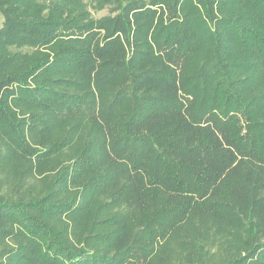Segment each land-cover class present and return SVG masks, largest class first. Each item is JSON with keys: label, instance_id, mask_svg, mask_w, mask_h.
<instances>
[{"label": "trees", "instance_id": "16d2710c", "mask_svg": "<svg viewBox=\"0 0 264 264\" xmlns=\"http://www.w3.org/2000/svg\"><path fill=\"white\" fill-rule=\"evenodd\" d=\"M41 2L0 0V264H264V0Z\"/></svg>", "mask_w": 264, "mask_h": 264}, {"label": "rangeland", "instance_id": "374dc122", "mask_svg": "<svg viewBox=\"0 0 264 264\" xmlns=\"http://www.w3.org/2000/svg\"><path fill=\"white\" fill-rule=\"evenodd\" d=\"M49 1H51V0H40L41 3H45V4H48ZM81 1L86 5V11H87V13L89 15H91L92 17L98 18V17H101L103 15L111 14V12L108 11V10H104L102 12L96 13L95 10H94V8H93V5L91 4V0H81ZM1 22H2V17L0 16V24H1Z\"/></svg>", "mask_w": 264, "mask_h": 264}]
</instances>
